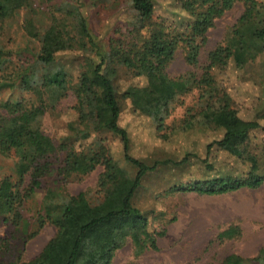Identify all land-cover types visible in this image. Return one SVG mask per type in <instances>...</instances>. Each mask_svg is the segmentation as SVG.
<instances>
[{"label":"trees","instance_id":"trees-1","mask_svg":"<svg viewBox=\"0 0 264 264\" xmlns=\"http://www.w3.org/2000/svg\"><path fill=\"white\" fill-rule=\"evenodd\" d=\"M110 1L65 0L60 5H54L56 12L50 13L46 23L42 12L39 19L35 16L34 0H0V29L8 19L26 11L21 28L31 44H35L34 40L38 41L33 61L27 66L15 65V71L2 73L16 76H4L0 82V89L20 88L33 92L37 97L33 102L17 97L2 104L7 114L0 115V152L5 156H14L17 163L13 178L7 176L0 179V222L13 225L22 234L23 244L36 236L47 223L56 228V234L36 258L5 261L0 255V264H112V252L118 246L105 234L96 235V231L109 225L113 230L120 229L124 235L147 233L148 215L135 206L132 199L144 175L156 169L160 162L149 165L129 153V133L119 124L121 103L116 81L121 69L132 73L131 76L147 79L145 87L136 92V98L138 102L152 103L153 118L160 130L173 102L181 95L198 90L200 100L204 98L202 107L198 111L189 107L180 124L181 128L188 130L199 117L209 124L221 125L220 113L225 107L221 105L228 98V93L217 84L214 69L226 67L232 59L239 68L246 66L238 52L243 36L264 52V4L259 0H174L190 16L182 29L154 19L156 0H128L127 9L134 15L132 20L126 26L116 28L114 35L104 44L95 39L81 7L85 2L104 4ZM240 4L243 10L236 25L223 43L208 52L202 73L196 75L190 71L172 76L169 67L177 50L182 47L186 62L198 65L201 49L208 41V31L218 18ZM44 17L47 19V12H44ZM55 43L70 48L77 45L89 52H86L76 82L57 62L55 50L51 48ZM8 54L4 45L0 44V71H7L12 64ZM19 60L24 64L23 55ZM69 90H73L77 100L75 109L80 127L73 126L72 133L57 145L43 130L42 117ZM261 117L264 118V114ZM260 126L259 122H253L252 127L226 126L223 137L210 146L216 144L220 149L245 158L244 143H238V139L246 137L251 128ZM95 132H110L120 138L124 161L135 167V174L132 175L127 166L121 165L100 140L79 150L72 146L64 156L62 171L80 178L93 171L98 164L104 165L105 170L98 181L103 193L100 201L92 202L89 191L70 195L61 187L46 189L43 180L54 170L49 156L67 149L64 140L74 143L90 138ZM251 158V168L245 175L226 174L179 188L205 195L225 194L242 188L256 189L264 184V171H261L257 158ZM28 175L31 181L24 187ZM40 190H44L40 212L31 222L24 216L22 208L25 201L34 198ZM232 233L228 232V236ZM224 234L227 235V232ZM0 240L5 243L4 239ZM148 242L156 248L154 237H150ZM221 264H264V248L253 257L231 253Z\"/></svg>","mask_w":264,"mask_h":264},{"label":"rangeland","instance_id":"rangeland-1","mask_svg":"<svg viewBox=\"0 0 264 264\" xmlns=\"http://www.w3.org/2000/svg\"><path fill=\"white\" fill-rule=\"evenodd\" d=\"M64 1L34 0L35 16L39 19L42 12V19L47 23L50 13L56 12L54 5H60ZM127 2L128 0H112L104 4H83L82 13L97 41L107 43L116 28L130 23L134 15L127 9ZM259 2L264 4V0ZM242 10L240 4L216 20L208 31V41L201 49L198 65L188 64L185 51L180 47L169 67V73L174 77L190 71L200 75L208 52L224 42ZM44 12L48 13L47 19ZM25 13L26 11H21L1 25L0 44L9 52L8 59H12V64L7 71H0V82L4 76L15 77L16 75L2 73L15 71L14 66L18 64L27 66L38 50V41L34 40L35 44H31L21 28ZM154 19L182 29L190 16L174 0H156ZM62 47L56 43L51 46L55 50L57 62L64 66L73 82H76L82 71L84 58L89 52L77 45L72 48L68 45ZM238 52L246 63L245 67L239 68L232 59L226 67L214 69L217 84L228 93V98L221 105H225V110L220 113V126L209 124L199 117L192 128H181L186 110L192 107V110L198 111L203 104L204 98L200 100V92L192 90L173 102L171 112L160 130L153 118L152 103L138 102L136 98V92L145 87L147 79L143 76H131L133 74L125 69L120 70V77L116 81L121 103L119 124L129 133V153L149 165L155 162L160 164L144 175L141 186L132 199L134 205L148 215L149 232L124 235L120 229L113 230L109 225L96 231V235L105 234L109 241L116 242L118 246L112 252V264H221L231 253L253 257L264 248V184L256 189L242 188L219 195L199 194L179 188L226 174L245 175L251 168V156L257 158L261 171H264V118L261 117L264 114V52L246 36H243ZM21 54L24 64L19 60ZM8 64L9 62L6 65ZM17 97H23L29 102L37 98L31 91L1 88L0 115L7 114L2 104ZM76 102L73 90H69L42 117L43 130L57 145L72 133L73 126L80 127ZM253 122H259L261 126L251 128L246 137L238 139V143H244L245 158L220 149L216 144L210 146L223 137L226 126L252 127ZM100 140L108 147L109 153L134 175L135 167L124 161L120 138L110 132H95L90 138L74 143L71 140L63 141L67 143V151H58L49 156V160L54 163V170L43 180V186L46 189L61 187L70 195L89 191L92 202L100 201L103 193L98 187V181L105 170L104 165L98 164L93 171L80 178L62 172L64 156L72 146L79 150ZM183 159L186 161L183 162ZM166 160L171 162H164ZM16 163L14 156H5L0 152V179L7 176L13 178ZM30 181L31 177L28 175L24 187ZM43 191L40 190L34 198L25 201L22 208L24 216L31 222H34L40 212ZM231 231L233 233L228 236ZM55 234V226L47 223L36 236L23 244L22 234L13 225L0 222V238L5 240V243L0 240V255L5 261L18 258L30 261L40 254ZM150 237L155 238L156 248L150 246Z\"/></svg>","mask_w":264,"mask_h":264}]
</instances>
